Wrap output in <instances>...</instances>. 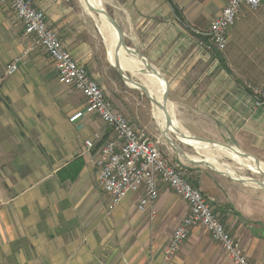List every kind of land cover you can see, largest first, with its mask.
I'll list each match as a JSON object with an SVG mask.
<instances>
[{
  "label": "crops",
  "instance_id": "crops-1",
  "mask_svg": "<svg viewBox=\"0 0 264 264\" xmlns=\"http://www.w3.org/2000/svg\"><path fill=\"white\" fill-rule=\"evenodd\" d=\"M98 2L121 26L125 44L166 81L174 127L217 142L170 132L194 162L169 153L186 165L190 180L211 199L252 264H264V189L238 180L243 177L234 165H243L221 145L264 165V107L254 106L249 89L264 86V2L257 9L242 6L226 48L214 53L202 48L204 38L195 29L207 32L228 0ZM37 7L115 111L148 134H162L157 106L116 68L111 56L116 44H110V29L99 14L84 0H38ZM30 41L12 9L0 7V264H227L221 246L202 227H194L180 250L165 259L164 249L188 213L187 203L166 185L145 211L137 207L142 190L112 206L98 184L95 162L113 131L97 114L70 121L85 107V97L58 80L46 52H25ZM120 52L125 74L148 87L147 69L135 70L142 60L125 52L134 62L125 69ZM17 57L19 69L7 74ZM88 139L95 142L90 151Z\"/></svg>",
  "mask_w": 264,
  "mask_h": 264
},
{
  "label": "built area",
  "instance_id": "built-area-1",
  "mask_svg": "<svg viewBox=\"0 0 264 264\" xmlns=\"http://www.w3.org/2000/svg\"><path fill=\"white\" fill-rule=\"evenodd\" d=\"M38 0H0V7L8 6L25 33L31 38L26 53L43 50L54 61L58 80L80 92L85 107L70 117L76 121L86 114H97L112 129L113 136L104 140L96 159L97 180L110 197L112 206L119 205L130 193L140 192L137 207L145 211L160 196L162 184L170 188L188 205V213L174 229L164 249L165 259L174 256L187 241L194 227H202L223 249L232 264H252L238 238L231 235L214 209L212 201L190 180L182 165L173 163L161 150V140L136 128L125 116L115 111L111 101L97 80L79 63L65 45L56 29L47 21L45 11L37 7ZM264 0H228L220 15L207 32L195 31L204 40L202 48L209 53L226 48L229 29L235 24L243 5L257 9ZM20 57L7 65L6 73L19 69ZM256 108L264 107V86L250 85ZM95 142L85 141L87 150ZM152 216L155 212H152Z\"/></svg>",
  "mask_w": 264,
  "mask_h": 264
},
{
  "label": "water",
  "instance_id": "water-1",
  "mask_svg": "<svg viewBox=\"0 0 264 264\" xmlns=\"http://www.w3.org/2000/svg\"><path fill=\"white\" fill-rule=\"evenodd\" d=\"M87 8L91 11V12H95L98 13L99 15H103L107 18V20L109 21V23L111 24V26L114 28L116 34H117V43L115 46V57H114V64L116 66V68L120 71V73L123 75L124 79L126 81H128L129 83L135 85L137 88L141 89L149 98V100L151 101V103L155 106H157L160 110H162L165 114V121H166V125H165V130L163 131V133L166 135V139L167 141L176 149V151L182 156L184 157L186 160H188L189 162H194L190 159V157H188L183 150L181 149V147L176 143V141L169 136L168 131L170 129H173V131H175V133L179 134L181 137L183 138H189L195 141H203L206 143H210V144H217V142L211 140V139H205V138H200V137H195V136H190V135H186L184 133H182L181 131H179L178 129H176L173 125V120L171 118L170 112L168 110V86L166 84V81L163 79V77L160 75V73L152 66L150 65L147 60L145 59V57L135 51L134 49H131L130 47H128L125 44V37H124V33L123 30L121 28V26L117 23V21L101 6H95L93 5L90 0H84ZM121 49H124L127 53L137 56L139 57L142 62L145 65V68L147 69V71H149V73L157 76L158 78H160L164 83H165V91L163 94V99L162 101L157 100L156 98H154L151 95V91L150 89L143 85L140 82H137L133 79H131L128 75L125 74V72L122 69L120 60H119V52L121 51ZM220 144V143H218ZM223 147L229 149L230 151H232L235 155H237L239 158L241 159H246V160H253L255 165L259 168L260 172H262L263 176H264V172L260 169L261 167V162L253 155H250L246 152L240 151L232 146H228L225 144H221ZM239 181H249V182H254L257 183L259 186H261L264 189V181H261L259 179L256 178H252L250 180H246L244 178H239Z\"/></svg>",
  "mask_w": 264,
  "mask_h": 264
},
{
  "label": "bare ground",
  "instance_id": "bare-ground-1",
  "mask_svg": "<svg viewBox=\"0 0 264 264\" xmlns=\"http://www.w3.org/2000/svg\"><path fill=\"white\" fill-rule=\"evenodd\" d=\"M90 2L93 4V5H95V6H98V7H100V5H99V2H98V0H90ZM86 8V7H85ZM89 10V9H88ZM99 17V19L102 21V23H103V25L105 26V27H109V29H110V32H111V35H112V39L113 40H111V41H109L110 42V44H112V46H114L115 44H116V42H117V34H116V32H115V30H114V28L112 27V26H110L109 24V21L107 20V18L105 17V16H103V15H99L98 16ZM106 35V34H105ZM108 47V46H107ZM112 48V47H111ZM109 49H110V46H109ZM110 51V50H109ZM125 50L124 49H121V52H120V56H121V59H122V62H123V67L125 68V69H128V68H130V69H132L133 67L131 66V63H134V62H132L131 60H129L128 58L129 57H125ZM113 55H115V53L113 52L112 54H111V56H112V59H113ZM110 58V57H109ZM111 59V60H112ZM135 63H137V68L135 69L136 71H140V70H142V69H145V65L143 64H141L138 60L135 62ZM143 66H144V68H143ZM136 67V66H135ZM132 71V70H131ZM144 71H146V70H144ZM138 74V73H137ZM134 75V74H133ZM139 76V75H138ZM145 79L148 81L147 83L149 84L148 85V87H149V89H150V91H151V93L154 95V97L157 99V100H159V101H162V99H163V94H164V91H165V83L160 79V78H157V76H154V75H152V74H150V73H148V71H146L145 72ZM142 78V77H141ZM143 79V78H142ZM144 79V80H145ZM152 84V85H151ZM157 85V86H156ZM156 87H158L159 88V90H157L156 89ZM155 109H156V114H157V117H158V119H159V121H160V124H161V126H162V130L164 131L165 130V125H166V122H165V114H164V112L162 111V110H160L158 107H155ZM154 114V113H153ZM168 132H174L175 133V131H173V129H170ZM164 134V133H163ZM165 138H166V135H165ZM184 141L185 142H188L189 143V140H187V139H184ZM190 143H194V142H190ZM202 151V150H201ZM230 155H231V157L232 158H234V159H236V158H238V160L240 161V163L245 167V168H247V169H250V170H252V171H254V172H256V173H260V174H262V172H260V170H259V168L255 165V163H254V161L253 160H243V159H241V158H239L237 155H235L234 153H229ZM213 159V158H212ZM207 160V159H206ZM209 161V160H208ZM227 167V166H226ZM222 168V167H221ZM224 168V167H223ZM260 169L264 172V165H261V167H260ZM234 172V171H233ZM263 175V174H262ZM232 176V175H231ZM234 176V175H233ZM237 178L239 177L238 175L236 176ZM241 177H243L244 179H246V180H250L251 178L250 177H245V176H241ZM240 178V177H239ZM251 183V182H250ZM253 183V182H252Z\"/></svg>",
  "mask_w": 264,
  "mask_h": 264
},
{
  "label": "rangeland",
  "instance_id": "rangeland-1",
  "mask_svg": "<svg viewBox=\"0 0 264 264\" xmlns=\"http://www.w3.org/2000/svg\"><path fill=\"white\" fill-rule=\"evenodd\" d=\"M151 95L154 97V95L151 93ZM155 98V97H154ZM150 133H149V135L150 136H152V137H154L155 138V136L153 135V133L152 132H154L155 134L157 133V135L158 136H156L157 138H160V140H161V144L163 145L162 147V152L163 153H165V155L167 156V157H169L170 159H171V156H173V155H177L178 154V152L176 151V149L167 141V139L165 138V134H163V130H162V134H161V132H157V131H154V130H152V132H151V130L149 131ZM147 133V132H146ZM169 133V136H171L170 135V132H168ZM164 143H166V145L164 144ZM102 145V144H101ZM166 147V148H165ZM167 147L169 148V149H167ZM170 151H172L173 152V155L172 154H170L169 152ZM177 157H178V155H177ZM182 158V157H181ZM172 160V162L173 163H176V164H178V165H182L185 169H186V172L188 173V170H187V167H186V165L181 161V162H176V161H174L173 159H171ZM182 160L183 161H185L183 158H182ZM235 166V171H236V173L238 174V175H241V176H247V177H252V178H256V179H259V180H261V181H264V176L262 175V174H260V173H256V172H254V171H252V170H250V169H247V168H245L244 166H241V165H234ZM188 176H189V173H188ZM251 185H255V186H259L258 184H256V183H254V184H251ZM197 188H199V187H197ZM200 189V188H199ZM171 190V189H170ZM202 191V190H201ZM171 192H172V190H171ZM203 192V191H202ZM204 193V192H203ZM261 195H264V194H262V193H260ZM210 239H211V237H210ZM211 240H213V239H211ZM214 241V240H213ZM215 242V241H214ZM220 251H221V253H223V255H224V258H225V260H226V263L227 264H232V262L226 257V255H225V253H224V251H222L220 248H218Z\"/></svg>",
  "mask_w": 264,
  "mask_h": 264
},
{
  "label": "trees",
  "instance_id": "trees-1",
  "mask_svg": "<svg viewBox=\"0 0 264 264\" xmlns=\"http://www.w3.org/2000/svg\"><path fill=\"white\" fill-rule=\"evenodd\" d=\"M175 9H176L177 14H178L180 17H182V16H181V12L177 9V7H176ZM219 57H220V60H221V66H222L225 70H227L229 73H232L231 69L229 68V66L227 65V63L224 61V59H222V57H221L220 55H219Z\"/></svg>",
  "mask_w": 264,
  "mask_h": 264
}]
</instances>
